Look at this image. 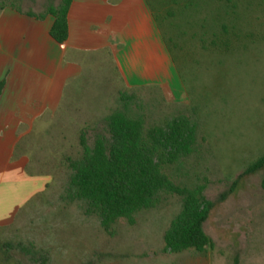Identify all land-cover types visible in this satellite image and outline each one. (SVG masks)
<instances>
[{"label":"rangeland","instance_id":"rangeland-1","mask_svg":"<svg viewBox=\"0 0 264 264\" xmlns=\"http://www.w3.org/2000/svg\"><path fill=\"white\" fill-rule=\"evenodd\" d=\"M167 1L149 0L178 85L171 79L164 89H131L102 54L85 62L82 73L65 86L53 117L46 110L36 118L14 151L15 157L27 159L24 169L11 174L17 190L29 191L21 179L36 178L46 185L17 208L0 233L7 243L0 264H231L238 256L247 264H264V169L242 175L264 154V0H223L219 8L215 0H195L189 15L175 20L164 15L171 6ZM49 2L19 0L22 9L34 11ZM223 23L229 46L212 47L210 35L222 36ZM13 32L8 23L1 24L6 42ZM153 61L160 64L158 57ZM112 111L141 115L146 127L179 114L196 124L192 152L163 170L177 184L203 185L205 199L216 201L204 223L212 247L163 251L164 232L181 209L176 194L135 213L133 224L120 219L112 234L84 213L81 201L67 198L65 157L78 158L79 131L86 128L91 144Z\"/></svg>","mask_w":264,"mask_h":264},{"label":"crops","instance_id":"crops-1","mask_svg":"<svg viewBox=\"0 0 264 264\" xmlns=\"http://www.w3.org/2000/svg\"><path fill=\"white\" fill-rule=\"evenodd\" d=\"M28 10L40 13L44 9H22ZM53 21L50 14L36 19L9 6L0 9V80H5L0 94V233L11 224L17 208L46 185L36 178L21 179L29 191L17 190L11 174L24 169L27 162L21 155L14 156L17 144L43 112L49 110L53 117L65 86L82 73L85 62H94L102 54L105 59H101H110L131 89H164L171 79L178 85L147 0H72L67 38L61 43L50 35ZM3 23L14 30L7 42L1 33ZM157 57L156 67L153 59ZM5 244L0 240V256L7 253ZM239 257L231 264H247Z\"/></svg>","mask_w":264,"mask_h":264},{"label":"trees","instance_id":"trees-1","mask_svg":"<svg viewBox=\"0 0 264 264\" xmlns=\"http://www.w3.org/2000/svg\"><path fill=\"white\" fill-rule=\"evenodd\" d=\"M51 1L40 13L31 10L23 12L19 0L0 1V9L9 6L36 19L52 15L54 21L49 32L53 39L61 43L67 38V13L72 0ZM194 1L168 0L171 6L164 11V15L171 20L179 15L188 16ZM222 1L215 0V5L219 8ZM210 2L214 3V0ZM233 8H236L235 4ZM153 17L160 30L154 13ZM222 27V36L211 33L209 41L212 47L229 46V31L225 30L224 23ZM4 83V79L0 80V94ZM103 123L104 128L95 132L91 144L87 139L86 128L81 129L78 133L80 156L65 157L69 170L65 187L67 198L81 201L84 213L98 218L101 227L112 234V225L120 219L133 224L135 213L155 208L165 195L176 194L181 198V209L164 232L163 251L178 253L193 249L204 252L212 247V239L205 233L203 226L216 201L205 199L203 185L187 187L177 184L163 170L164 166L192 152L196 143V124L187 116L179 114L162 124L146 127L141 115L131 116L119 111H112L105 116ZM261 169H264V154L248 165L242 175ZM260 185L264 189V175ZM226 195L227 192L222 193L217 201H222ZM30 247L33 245L30 244ZM24 251L29 252L28 248ZM42 262H46V259L43 258Z\"/></svg>","mask_w":264,"mask_h":264}]
</instances>
